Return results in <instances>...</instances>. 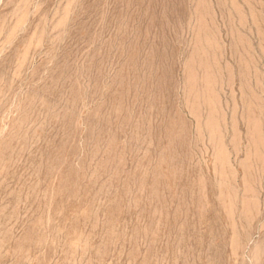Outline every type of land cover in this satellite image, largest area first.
<instances>
[{
  "label": "rangeland",
  "instance_id": "obj_1",
  "mask_svg": "<svg viewBox=\"0 0 264 264\" xmlns=\"http://www.w3.org/2000/svg\"><path fill=\"white\" fill-rule=\"evenodd\" d=\"M0 264H264V0H0Z\"/></svg>",
  "mask_w": 264,
  "mask_h": 264
}]
</instances>
